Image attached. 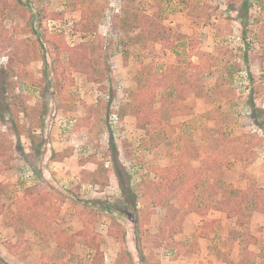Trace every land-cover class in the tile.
I'll list each match as a JSON object with an SVG mask.
<instances>
[{"label":"rangeland","instance_id":"374dc122","mask_svg":"<svg viewBox=\"0 0 264 264\" xmlns=\"http://www.w3.org/2000/svg\"><path fill=\"white\" fill-rule=\"evenodd\" d=\"M1 57L0 180L45 191L25 145L66 159L65 190L29 218L0 181L1 222L23 227L0 235V264H96L82 238L39 235L83 224L102 264H183L219 226L238 240L227 264H264V0H0Z\"/></svg>","mask_w":264,"mask_h":264},{"label":"crops","instance_id":"0c3cea01","mask_svg":"<svg viewBox=\"0 0 264 264\" xmlns=\"http://www.w3.org/2000/svg\"><path fill=\"white\" fill-rule=\"evenodd\" d=\"M45 147H47L45 145ZM43 148L42 152L39 154V159L36 158L35 154L32 153V151L30 152V150L32 149L31 147L25 145L22 148L23 154L28 155L27 159H24L26 161L27 165H24V168H22L20 171H27V166L30 165L35 171H36V177H37V181H39V183H42L46 186L45 191L42 190H36L35 188L38 186H34V185H30V184H23L21 187H19V184L16 183V181L14 179H1L0 181L3 184H6L7 182H11L10 185H8V188L5 189L6 191V200L1 198V204H3L2 202L5 203V207L6 209L9 210H14V213L18 210H21L24 214L26 215V218H29L32 214L30 212H37L38 210H41L44 206V208L48 207L50 205V200L47 199V195H48V191H51L52 189L57 188L59 190L64 191L65 188L63 189L61 187V185L63 184V181L60 179L61 177H59L60 175H55L53 173V170L51 169V166H58L61 164H64L63 160L66 158H59V159H52L50 157L49 154V149L48 148ZM28 153V154H27ZM31 155V156H30ZM22 158V157H21ZM21 160V159H20ZM22 158V161H24ZM24 164V163H22ZM81 164H79L80 166ZM22 166V165H21ZM85 165L83 164L82 167H84ZM52 174L54 175V177L52 176ZM27 178V177H25ZM6 180H10V181H6ZM12 180V181H11ZM37 183V182H36ZM30 185V186H29ZM81 185H83L81 183ZM66 186V184H65ZM79 187L80 185H76V187ZM90 186V184H89ZM83 187V186H82ZM8 190V191H7ZM91 191H94V193H102L101 189L97 190V189H90ZM13 192H15L14 194L15 197H13L12 199L9 198L10 196H12ZM46 195V196H45ZM46 198V199H44ZM49 198V197H48ZM10 199V200H9ZM14 199V200H13ZM13 200L14 203H10V201ZM8 201V202H7ZM12 201V202H13ZM33 207L32 210H28L31 209ZM35 207H38L39 209H36ZM16 210V211H15ZM43 211L46 212V209H44ZM223 213V212H220ZM3 212H0V217H2ZM60 216V215H59ZM75 216V215H74ZM58 218V217H57ZM199 218H201L199 216ZM62 219V217L58 218V221L60 222ZM79 219V218H78ZM10 217L8 219H6V221H8V224H5V222H1L0 219V235H3L4 233H9L13 240L14 238H16L17 233L22 232V226L19 224H16L17 221H14L15 224H9ZM16 220V218H15ZM80 222V220H79ZM61 223V222H60ZM202 224V223H201ZM43 225V224H41ZM86 224L80 225V227L77 229L76 232L71 233L69 235H72L73 237V244L74 241H76V239L80 240V238H82V243H85V238L84 236H82L81 234H78V231L82 230L85 228ZM204 225H200V227H198V230H202V228ZM197 227V226H196ZM212 228V227H210ZM24 233L28 230V228H24ZM45 231L48 228H44ZM193 231V229L186 224L183 231ZM54 231V230H53ZM46 233L44 235V231H41V234H39L41 237L43 238H49L53 241L54 244L57 245L58 243V239L64 237L59 235L58 233ZM28 232V231H27ZM223 232V227L219 226L217 227L216 231L211 234L210 231H207V234L205 235V233H201L200 236L196 237L194 242L195 244H197L196 246L198 247L196 250L193 252V254H185V250H181L180 252V259H182V262H184L183 264H227L226 260H225V256H227V252H228V245L233 243H237L238 240H233V239H229L226 237H218V234ZM226 234V233H225ZM68 234H66L65 236H67ZM176 237V235H175ZM185 238V237H183ZM181 238L177 239V243ZM14 241V240H13ZM231 242V243H230ZM72 244V246H73ZM86 244V243H85ZM180 245H188V239L185 240L183 239V241H181L179 243ZM2 245V244H1ZM227 245V246H225ZM5 246V245H2ZM227 250V251H226ZM2 253L4 254L5 257L4 260H7L9 262V260H13L14 258H17V255L15 253L11 254L8 249L2 248ZM190 253V251H189ZM227 258L229 259H234V257L231 256H227ZM226 258V259H227ZM18 259V258H17ZM20 260V259H19ZM29 260L27 258H24V261ZM188 262H187V261ZM181 264V263H180Z\"/></svg>","mask_w":264,"mask_h":264},{"label":"trees","instance_id":"16d2710c","mask_svg":"<svg viewBox=\"0 0 264 264\" xmlns=\"http://www.w3.org/2000/svg\"><path fill=\"white\" fill-rule=\"evenodd\" d=\"M120 19L123 22V26L126 25H133V24H146L148 18L146 16H141L140 14H138L137 12H126V10L123 11V15L120 17ZM242 20V19H241ZM139 94H137L138 96ZM137 96H135V101H137L136 98H138ZM110 144L112 145V141H110ZM113 146V145H112ZM132 194V195H131ZM127 196L129 198H131V196H133V192L130 189H127ZM233 202V203H232ZM134 205V201L131 203V205ZM230 206V208H229ZM240 206V200L239 199H227L225 201H223V205L221 207H219V211H226V214L229 216H232L233 212L235 210H237V208ZM2 211V208H0V212ZM88 228H84L80 231H78V234H81L82 236H84L85 238V243L88 244V246H91L94 250H95V255H94V260L91 261L92 263H94L95 261V256L98 255L99 258L96 259V264H102V257L100 256V251H99V247L98 244H92L91 241L92 239L90 238V235L88 234ZM73 237L72 235H67L64 236L63 238L58 239V243L57 246H61L63 248H66L67 250H70V248L72 247L73 244ZM102 255V254H101ZM99 261V262H98ZM90 262V263H91Z\"/></svg>","mask_w":264,"mask_h":264},{"label":"built area","instance_id":"2783aa9c","mask_svg":"<svg viewBox=\"0 0 264 264\" xmlns=\"http://www.w3.org/2000/svg\"><path fill=\"white\" fill-rule=\"evenodd\" d=\"M67 32H68V31H67ZM3 59H4V57H1L0 60L2 61ZM1 61H0V62H1ZM108 98H109V97H108ZM107 101H110V98H109V100H107ZM110 118H111V120H113L114 122H116V121H117V118H118V117H117V113H116V112H112L111 115H110Z\"/></svg>","mask_w":264,"mask_h":264}]
</instances>
